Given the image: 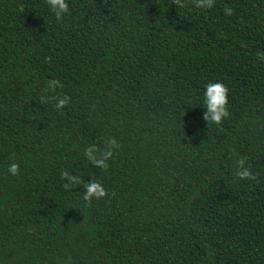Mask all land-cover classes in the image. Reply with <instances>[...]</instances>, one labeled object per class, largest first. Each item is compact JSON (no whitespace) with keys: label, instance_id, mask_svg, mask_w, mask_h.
I'll list each match as a JSON object with an SVG mask.
<instances>
[{"label":"trees","instance_id":"1","mask_svg":"<svg viewBox=\"0 0 264 264\" xmlns=\"http://www.w3.org/2000/svg\"><path fill=\"white\" fill-rule=\"evenodd\" d=\"M66 2L0 0V264H264V0Z\"/></svg>","mask_w":264,"mask_h":264},{"label":"clouds","instance_id":"2","mask_svg":"<svg viewBox=\"0 0 264 264\" xmlns=\"http://www.w3.org/2000/svg\"><path fill=\"white\" fill-rule=\"evenodd\" d=\"M47 3L51 6L52 11L55 13L57 20L59 21L62 18V15L67 13L69 10V6L66 0H47ZM173 3L176 6L184 7L185 4L183 0H173ZM195 6L198 8L210 9L214 6V0H195ZM225 14L231 16L233 14V10L230 8L225 9ZM261 59H264V56H261ZM59 85V81L53 80L49 82V87L55 88V86ZM228 93L229 89L223 83H209L206 85V91L204 93V105L207 109V113L204 115V120L207 122L220 124L223 118L229 116V112L227 110L228 105ZM69 102L68 97H64L63 99H58V103L56 104L57 109H61L67 105ZM111 146L118 147L116 145V141L113 139L110 141ZM98 151L97 149H94ZM103 156V159H96L91 156V152L85 151V155L88 156L92 163H94L97 167L107 168L108 165L105 163L112 155V151L108 150L106 152L100 153ZM246 158H241L237 161V171L234 173L235 176L240 179H249L254 180L256 176L250 171L249 168L245 167ZM8 171L13 176L19 174V165L16 163H12L9 166ZM62 179H66L70 181V183H65L64 188L69 189L74 186L83 185L85 189L84 200L91 202L93 198L99 200L104 198L107 195V191L105 188L96 181H89L84 183L79 177L71 176L67 171L61 173Z\"/></svg>","mask_w":264,"mask_h":264}]
</instances>
